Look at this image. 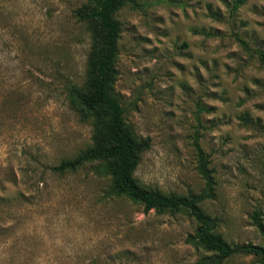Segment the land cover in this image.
Instances as JSON below:
<instances>
[{
    "label": "rangeland",
    "instance_id": "obj_1",
    "mask_svg": "<svg viewBox=\"0 0 264 264\" xmlns=\"http://www.w3.org/2000/svg\"><path fill=\"white\" fill-rule=\"evenodd\" d=\"M92 2L0 0V264H199L211 253L187 242L198 225L188 213L108 196L110 178L89 164L50 169L92 143L69 95L100 33L76 15ZM115 16L116 92L151 143L136 177L198 194L203 154L216 193L202 207L217 231L264 248L253 219L264 222V0H129Z\"/></svg>",
    "mask_w": 264,
    "mask_h": 264
},
{
    "label": "trees",
    "instance_id": "obj_2",
    "mask_svg": "<svg viewBox=\"0 0 264 264\" xmlns=\"http://www.w3.org/2000/svg\"><path fill=\"white\" fill-rule=\"evenodd\" d=\"M92 4L76 12L80 20L87 21L98 30L88 60L87 81L70 89L73 106L90 121L93 128L92 143L73 158L50 166L58 174L76 172L91 165L99 176L110 178L107 195L126 197L135 204L143 205L145 211H184L198 225L187 242L211 255L199 264H220L223 259L238 253L253 254L264 264V248L261 246L233 245L217 231V222L202 207V203L214 198L216 178L208 167V160L201 154L199 171L205 188L198 194L182 195L165 193L138 180L135 173L142 154L151 146L150 138H140L125 117V108L116 92L121 23L115 13L122 2L129 0H92ZM247 0H235V7ZM260 61L264 65V54ZM2 196H0V200ZM257 212L253 219L264 236V222Z\"/></svg>",
    "mask_w": 264,
    "mask_h": 264
},
{
    "label": "water",
    "instance_id": "obj_3",
    "mask_svg": "<svg viewBox=\"0 0 264 264\" xmlns=\"http://www.w3.org/2000/svg\"><path fill=\"white\" fill-rule=\"evenodd\" d=\"M221 264V263H220Z\"/></svg>",
    "mask_w": 264,
    "mask_h": 264
}]
</instances>
